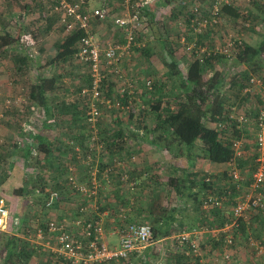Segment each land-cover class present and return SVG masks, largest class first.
Returning <instances> with one entry per match:
<instances>
[{
	"label": "trees",
	"instance_id": "16d2710c",
	"mask_svg": "<svg viewBox=\"0 0 264 264\" xmlns=\"http://www.w3.org/2000/svg\"><path fill=\"white\" fill-rule=\"evenodd\" d=\"M60 1L61 0H32L31 4L26 5H23L25 3L21 2V9L25 10V14L28 16L38 14L40 17L37 22H41V19L43 20L44 18L48 26H41V30H38V34V32L35 33V31L33 33L27 32L22 24L19 25V33L16 37V41H14L16 42L15 44L12 43L13 41L11 40L10 34H6L1 38L4 41H0V55L12 53L11 58L12 61H14L13 64L16 70L20 74L19 76L23 77L33 72L36 74V83L27 85L26 96L29 101L28 111H30V108L34 107V105L41 108L44 112V126L54 130H61L59 124H57L58 119L65 121L64 118H68L65 122H62L64 123V130L71 132L72 135L75 136L70 126H76L77 129L82 128V126L79 125L81 118L85 119L86 128L89 126L92 127L87 121L89 118L87 115L89 111L87 100L89 99L84 94V91L91 88L90 67L87 63H83L77 58L81 40L87 33L85 30L80 29L79 25L76 23L74 29H68L65 22L62 21V15L54 10L56 6L59 5ZM65 1L68 3L80 2V0ZM144 1L147 0H130V2L126 4V0H121L117 11L111 4L106 6L100 5V7L109 8L112 12L116 11L115 13L117 15H119L120 12L124 13L128 11L133 14L138 13L140 20H142L144 24L143 31L145 32V36H153L149 28V22L153 21L149 9L156 1L164 5L170 4L171 6L174 0H148L147 3L142 4ZM241 1L244 0H230L229 3H221L219 23L214 28L208 29L202 36L197 35L199 40L198 45L200 47H203L207 40L211 41V39L218 34V30L219 32H224L221 20H230L234 23L241 20L245 28H251V23L256 26L258 23L264 26V18L260 20L258 14L253 13L252 10L250 11L244 6H240ZM247 1H251V4L256 6L259 10L263 6L260 0ZM48 3L51 7H46ZM180 3L181 2H179V4ZM214 3L215 0H189L188 3H184L183 7L185 9H182L183 11L176 10V7L173 5L170 7V14L167 15V17L172 23L177 22L176 25L171 26V24H166L165 22L157 23L159 40L164 48L165 71L169 81H153L150 88L146 85L147 89L145 94L149 95L145 97L143 95L144 93H142L141 98L144 99L145 104H147L146 108H150V110L146 108L139 109L140 107H138L137 99L135 98L139 97V95H136L137 92H135V90H133L134 92L132 94H128V92L125 94L119 93L118 90L120 89L121 79L119 75L116 74L115 70H118L116 67H109L105 72V90L111 91L115 86L117 89L115 98H107L112 101V107L108 108L106 103H96L101 112L104 108H107L109 111L120 112L125 118L128 114L126 122H123L122 118L117 117V121L111 123L112 128H108L110 129L108 133L106 131L100 132V136L103 139L100 143L104 145L106 156L112 155L111 157L116 159V161L124 162L123 167L115 169L110 175L111 182L108 186L106 185V189L108 187L129 185L136 181L138 171L132 170L133 168L131 169L129 164L132 162L131 165L135 164L133 159L135 155L139 161V153L143 154V148H150L154 151L157 149L158 153L166 152L168 156H170L169 166L164 167V171H162V175H166V186L170 188V192H168L167 197L163 200H161L160 194L156 195L154 193L152 201L148 202L144 200L142 203L144 207L143 211L151 215L149 218H144L146 221H151L153 229L151 243L162 239L173 238L180 247L176 236L182 232L198 228V226H205L210 230L223 228L226 223L232 221V208L236 204V199L241 197L242 191L237 190V184L231 183L229 175L230 162L234 156L232 141L240 138V134L237 131L238 122L231 119L230 116L236 114V109L233 110V108L237 101L243 100L244 97L254 95L253 93H245V90L251 85L250 80L252 76L260 77L263 74L262 81L264 82V31L258 32V41L255 44L247 43L239 34L237 36L235 35L233 39L236 42V51L233 52L234 56L232 57L221 54L199 56L193 52L191 57L185 58L187 60L185 69L182 68L181 58L177 56L179 49L176 47V44L167 40L173 32L187 30L188 32L194 33L192 20L197 17L194 13V7L199 4L205 6L209 5V7H211ZM92 5L91 0H84V9L82 12L84 11L86 14H92L94 8H100ZM202 15L203 17L210 16L207 10H202ZM200 16L201 14L199 13V17ZM67 20L73 21V18H68ZM90 21L93 33V27L98 23L93 22V19H90ZM107 22L113 24L111 21ZM0 27L2 29L5 28L3 23L2 25L0 24ZM118 29L123 33L121 28ZM256 29H259V27ZM54 30H57V32H55L57 38L55 36L56 41L53 49L48 50L45 45H43L44 43L41 44L39 42L44 37H48V34L50 35ZM147 31L150 34H148ZM213 34L215 35L211 38ZM240 34L244 36L243 32ZM138 35L140 36L141 34L138 33ZM155 36L157 35L155 34ZM224 36H226V34H224ZM30 38L33 39L35 43L30 42ZM36 39L38 42H36ZM125 42L126 39L124 36L122 43ZM122 43L118 42V44ZM114 44H117V42ZM147 48L148 45H146L144 49L134 48L133 52L137 51L139 54L145 53L146 59L149 60L152 54L147 51ZM209 49L212 50L214 48ZM42 57L45 59L43 65L40 62L43 60ZM75 60H78L79 63L83 66H87L89 69V73L82 76L84 83L80 86L75 84L78 81V77L74 76L76 68L74 63ZM126 61L127 60L120 64L119 69H121L122 66L125 68L127 64ZM39 64L41 66H39ZM238 67H240V69ZM66 68L70 70L67 71ZM121 71L123 75L130 78L123 72V69H121ZM66 75L73 76L74 81L70 83V86L74 93L77 94L75 99L73 96L74 94L71 93V91L69 93L68 89L65 88L64 77ZM111 77H115L116 81L113 82ZM150 78L153 79V77ZM128 89L129 88H127V90ZM169 90L172 94L170 95L171 99L167 98ZM61 91H63V93L68 92L63 95V99L58 97L61 95ZM70 96L73 97V99H68ZM58 98L60 100H57ZM117 101H119L120 105L123 107H117ZM165 101H167L166 104H164ZM260 103L263 104V102ZM126 107H129V109L127 110ZM258 111L259 110L254 114L255 116ZM150 118H153L154 123L148 125ZM46 135L52 136L49 131ZM30 136H35L37 142L36 144L34 143L33 146L32 144H28L29 146L31 145L29 148L24 146V149L21 150L23 159L27 162L33 150L37 149L39 152L37 155L39 159L36 161L40 163V161H42L41 156L44 160H48L56 146L50 145L47 141L48 137L45 135L38 136L37 133L36 135L31 133ZM131 139L134 141L138 139L141 143L137 142L138 144L135 143L129 146L128 144ZM143 145L144 147H142ZM67 147L70 148L69 146ZM14 152H16V150H14ZM124 155H126V160H123ZM115 156L121 157L114 158ZM254 157L252 159V164L249 160L245 159L239 160L238 162L239 169L243 172L246 171L243 167H250L247 169L250 174L249 181L251 180L255 167ZM2 159L1 157L0 160L2 161ZM107 163L111 162L106 161V164ZM204 163H208L212 168H225L227 172L224 170L223 173L217 174V172H211L209 169H206L205 166L201 169L197 167L198 165L203 166ZM103 164L104 163H102L101 166H103ZM53 167L54 170H56L57 167L54 165ZM66 169L68 170L67 167L65 170ZM147 169L148 168H146V170ZM216 169H214V171ZM159 175L161 176V174ZM224 175L226 177L225 179ZM5 176L7 177V175ZM124 176H127V180L122 179ZM228 178L230 182L225 181ZM218 181L223 183L218 185ZM25 182L27 186L20 188L16 192L17 195H28L29 192L25 191L28 186H32V189L37 188L41 190L38 191L37 195L39 196L40 206L43 208L45 204L44 198L46 199V197H48V193L44 192V188H39L43 186L39 185V183L42 182L38 180V182L34 183L33 177L29 180L26 178ZM45 186H47L46 183ZM103 190L97 195L100 197V203H102L104 198L101 193ZM109 195L110 193L106 195V200ZM210 196L218 198V200L223 203L224 208H210L205 210L203 205L204 201H207ZM118 201L119 207L113 208L112 205L108 204L107 200L106 206H101L100 211L110 210L112 212H109L110 218L115 217L118 219L121 210L130 208L128 219H126L125 222L144 223L131 219L130 216L133 211V204L125 207L124 200L120 201V199H118ZM190 202L192 208L188 207ZM132 203H134V201ZM128 205H130V203ZM250 215L247 222L244 219L239 220V228L237 232H233L235 235L234 244L232 246H227L225 243L226 234H221L215 239L212 238L210 234L206 235L207 238L204 236V240L200 243V249L204 252L202 258L204 260L205 258L209 259L213 254L214 256L219 255L225 249H229L234 255V260L231 264H240L242 261L246 262L247 260V264H264V255H259L255 248L249 245L248 241L250 236L258 240H264V215L262 213ZM153 217H156L155 222H152ZM238 237H241V240L245 241L249 248L253 250L256 260H253L251 255L249 258L246 256L243 259L239 258L236 253L238 252L237 248H239L237 242ZM19 240L16 238L5 240L6 242L3 246L5 256L0 264H16L15 261H19L20 264H29L33 256L37 255L38 251L32 249L24 241ZM204 241H209V243L213 245V251L206 250L207 246L203 244ZM180 249L182 248L180 247ZM182 251L185 253L183 249ZM179 257L184 259L185 256L180 254ZM194 259L198 258H188L190 263L195 262L196 264H200L198 261L199 259L196 261H194ZM209 262L212 264V260Z\"/></svg>",
	"mask_w": 264,
	"mask_h": 264
},
{
	"label": "built area",
	"instance_id": "2783aa9c",
	"mask_svg": "<svg viewBox=\"0 0 264 264\" xmlns=\"http://www.w3.org/2000/svg\"><path fill=\"white\" fill-rule=\"evenodd\" d=\"M129 2L130 0H126V4ZM147 2L148 0L142 4ZM229 2L230 0H215L214 5L211 7L200 4L195 6L194 13L197 17L192 20L194 33L202 36L208 29L214 28L219 23L221 3ZM83 9L84 0L72 3L61 0L54 10L62 15V21L65 22L69 30L74 29L76 23L80 29L85 30L87 33L81 40L77 58L79 61L87 63L90 67L91 88L84 91V94L89 99V101L87 100L89 106L87 114L89 118L87 121L95 128L98 120L102 116V112L98 109L96 103H106L108 108L112 107V101L104 98L106 69L116 67L118 69L115 70L116 74L121 79L119 93L125 94L128 92V94H132L134 92L133 80L123 75L119 66L133 55L134 48H146L148 37L144 34V24L140 20L138 13L133 14L128 11L117 15L109 8L100 7L94 8L92 14H86L84 11L82 12ZM202 10H207L210 16L203 17ZM199 13L201 14L200 17ZM68 18H73V21H68ZM90 19H93L95 23L111 21L115 27L123 30L126 42L122 44L108 43L106 46H103L96 39L95 34L92 33ZM138 33L141 35L139 36ZM233 38V35L226 36L223 46H216L212 50L206 46L200 47L197 43L188 44V50L195 52L199 56L221 54L232 57L234 56L233 52L236 51V42ZM29 41L35 43L31 38ZM182 41L185 42L187 40L184 37ZM151 84V80L146 83L149 88ZM250 84V87L245 90V93L254 94L256 88H259L261 91L263 90L264 93V83L259 77L252 76ZM127 88L129 89L127 90ZM116 106L123 107L119 101H117ZM126 109L128 110L129 107H126ZM230 118L238 122L237 131L240 134V138L232 141L234 156L230 162L229 175L231 183L237 184L236 188L238 191H242L246 185L248 192L244 196L236 199V204L232 208L233 219L230 223H226L223 228L210 230L205 226H198V228L182 232L176 236L180 247L188 257L199 258L203 256V252L200 249V236L210 234L214 238H217L221 234H226L225 243L227 246H232L235 235L233 232H237L239 220L244 219L247 222L250 214L262 213L264 215V99L263 105L259 108L257 115L253 119H250L246 114L240 116L232 114ZM251 124L255 131L254 148L252 149L253 152H251V156H255V167L251 180L248 183V178L245 172L239 169L238 162L242 159H251L249 158V152L245 149V146L249 143L246 138L245 128ZM92 142L94 144L92 147L93 150L87 151L85 155L75 142L71 141L69 145L75 150L77 159L87 168L88 182L85 184H79L77 182L74 176L73 166L69 165L67 170V182L70 188L91 202L101 190L106 188V185L108 186L110 184V175L115 169L123 167L124 165L123 161L114 160L113 163H107L104 169L100 168V164L104 163L102 159L106 150H104V145L100 143L97 137L92 138ZM95 150L98 153H95ZM122 179L127 180V176H124ZM46 190L48 197L45 199L44 208L50 210L61 199V196L57 190L50 188ZM203 205L205 210L210 208H224L223 203L213 196L208 197ZM93 208V206H80L78 208L79 216L72 223H69L66 219L59 220L57 218H50L46 220L45 223H41V225H44V228L37 230L36 239L44 240L45 230L51 236H54L57 244L53 249L54 254L59 261L68 264H107L127 261L133 254L140 252L151 244L153 229L150 224L125 222L128 219L130 208L121 210L118 219L112 217L110 236L117 237V244L112 242L109 237L107 238L108 233L104 231L102 220L93 219L87 215ZM9 218L10 211L1 199L0 232L7 229ZM248 241L249 245L254 247L259 255H264L263 239L258 240L250 236ZM48 246L44 245L43 249H48ZM233 260V253L229 249H225L219 255L214 256L212 264H231Z\"/></svg>",
	"mask_w": 264,
	"mask_h": 264
},
{
	"label": "rangeland",
	"instance_id": "374dc122",
	"mask_svg": "<svg viewBox=\"0 0 264 264\" xmlns=\"http://www.w3.org/2000/svg\"><path fill=\"white\" fill-rule=\"evenodd\" d=\"M260 1H261V4H263V6L260 10L256 6L251 4V1H247V0L241 1L240 6H244L245 8H248V10H250V11L252 10L253 13L258 14V16H259L258 18L261 20L262 18H264V0H260ZM17 2H18V4H17ZM21 2L25 3L23 5H26V4H31L32 0H0V14H2V15H0V24L2 25V23H3L5 26L4 29H2L3 28L2 26H1L2 28L0 27V41H4L1 38H3L6 34H10L11 40L13 41L12 43L15 44L16 42H14V41H16V37L18 36V33H19V25H21V24L24 28H26L27 32H31V33H33L34 31H35V33H37L38 30H41L40 29L41 26L44 25L41 22H37L39 20L38 14H34L33 16L26 15L25 10L21 9ZM95 3L97 5V7H100L101 4H98L97 2H95ZM49 5L50 4L48 3L46 5V7H48ZM49 7H51V6H49ZM241 11H242V9H241ZM160 19H162V17H160ZM170 22H171V26H174L177 23V22H173V23H175V24H173L172 21H170ZM221 24H222V27L224 29V32H219V30H218V35L216 36V39L214 41H208L207 40V42L204 43V46L209 47V48H215L216 46H223L224 39L226 38V36H228V35H233V36L236 35L237 36L238 34L247 43L255 44L258 41V38H257L259 36L258 32L264 31V26H261L259 23L257 26L255 24L251 23V28H245L244 24L241 20L236 21V23H234L233 21H230V20H221ZM254 26H256V27H254ZM257 27H259V29H256ZM242 32H243L244 36L242 34H240ZM93 33L95 34L96 39H98L103 44V46H106L108 43L113 42L110 40L112 35L114 36L115 40H118L117 39L118 36H119L118 37L119 39L122 38L121 42H123V40H124L123 33L118 28L113 26V24H111L110 22H107V21L105 23H98L97 25H95L93 27ZM38 34H39V32H38ZM224 34H226V36H224ZM147 37H148L147 38L148 40H151V38H152L151 35L147 36ZM184 37L187 40L185 42L182 41V38H184ZM56 38H57V36H56ZM44 39H45V37L42 40H40L39 43L44 41ZM167 40L174 42V44H176V47L179 49L177 56H178V58H181L180 60H181L182 68L185 69V64L187 62V60L185 58L191 57V54L193 53V51L188 50V44L197 43V45H198L199 40L197 38V35H195V33H193V32L192 33L188 32L187 30L182 31V32L177 31V32H173L172 35L169 36ZM36 42H38L37 39H36ZM148 43L150 44L151 41H147L146 45H148ZM153 43H155V42H153ZM149 47L151 48V45H149ZM151 52H152L151 54H153V53H155V50H153V48H151ZM11 55H12L11 52L7 53V54H1L0 55V158L1 157L3 158L2 161L0 160L1 161L0 162V199L5 200V203L10 206L12 213L16 214L15 215L16 217H17V215H21V216H18L19 222L22 220V217L26 218V221L28 222L26 225H28L30 227V229L32 230V234H33V231H35L38 228V225H40L43 222L45 223V221L50 219V218H57V213L59 210L58 211L57 210H52V211L46 210L44 208V206L42 208L40 206V203H39V197H37L38 193L34 192V189L31 188L32 186L31 187L29 186L25 190V191L29 192L28 195L19 196L16 193L20 188L23 187L22 186V183H23L22 182V172L23 171H22L21 167H19V166H22L24 164L23 155H22L21 150L24 149V146L26 148H29L31 145L29 146L28 144H32V146H33L34 143L37 142L35 139V136H30V134L34 133L36 135L35 132L39 133L40 130H42V125L44 123V120H43L44 112L41 108H39L38 106H35V105H34V107L30 108V111H28L27 108L29 105V101H28L27 96H26L27 85L36 83V74L33 72L30 75L28 74V75H25L23 77L19 76L20 74L16 70V68L13 64L14 61H12ZM163 55H164L163 51L160 50V52L158 54H155L154 56L151 55V57H149V60H147L145 53H142L139 55V53H137V51H135V52H133L132 57L128 58L129 61H127L128 63L126 64L125 68L123 66L121 67V69H123V72L126 73L127 76L133 80V84H134L133 90H135V92H137L136 95H139V97H135L137 99L136 101L138 103V107H140L139 109H143V108L147 107V104H145L144 99L141 98L142 93H144L143 95L145 97H147L149 95V94H145L146 89H147L146 88L147 80L151 79L150 77H153V79H151L152 82L153 81L160 82L161 80H168V75L165 71L166 65L164 64L165 59H164ZM42 58H43V60H41L40 62L43 65L45 62V59H44V57H42ZM74 63L76 65V68L74 71V76L78 77V81L75 84L80 86L81 84L84 83L82 76L88 74L89 69L87 68V66H83L81 63H79L78 60H75ZM39 66H41V65L39 64ZM238 68L240 69V67H238ZM66 69H67V71L70 70L69 68H66ZM259 78L261 80H263V74ZM64 79H65L64 82L66 85L65 88L68 89L69 93L71 91V93L74 94L73 96L75 99V96H77V94L74 93L72 87L70 86V83L72 81H74L73 76L66 75L64 77ZM111 79L113 80V82L116 81L115 77H111ZM109 91L110 90H105L104 98H109V99L115 98L117 95L116 86L113 90L110 91V93H109ZM259 91H261V90L259 88H256V92L254 93V95H250L249 97L248 96L244 97L243 100L237 101L234 104V106H235L234 108L236 109V114L238 116L247 114L250 117V119H253L255 117L254 114L263 105L260 102H263V99H264L263 90L261 92H259ZM60 94L61 95H59L58 97L63 99L64 98V96L62 95L63 91H61ZM170 95H172V94H171V91L169 90V92L167 93V98L171 99ZM69 98L73 99V97H71V96L68 97V99ZM57 100H60V99L58 98ZM166 103H167V101H165L164 104H166ZM78 106H80V105H78ZM146 109L150 110V108H146ZM127 115L125 118L124 115H121L120 112L109 111V109L104 108L102 110V117L100 119V122L97 124V127H95V128L90 127V126H89L90 128L89 127L86 128L87 126L85 124V119L81 118V120L79 121V125L82 126V129L80 130V132L78 134H79V136L91 137V132H92L91 138L99 137L100 132L102 133V132L106 131L108 133V130H110L108 128H112L111 123H114V121H117L116 120L117 117L122 118L123 122H126L127 121L126 120ZM64 119L66 121L68 118H64ZM65 121L59 120V119L57 120V124H59V128L61 130H55L56 131L55 134H56V136H58V134H60V135L64 134V135H66L65 137L70 138L73 135L71 132L64 130V127H63L64 123H62V122H65ZM152 123H154L153 118H150L148 125L152 124ZM245 130H246L245 134H247L246 138L248 139V142H249L245 146V149L250 154L249 158H251V159H249V161L252 164L253 163V160H252L253 157L251 156V152H253L252 149L254 148L253 144H254L255 131H254V127L252 124L249 126H246ZM26 140H27V142H26ZM99 141H101L100 138H99ZM25 142H26V144H25ZM65 142H66L65 146L67 147L70 145L71 140H66ZM14 150H16V152H14ZM81 150L83 153V151L85 149L83 150L81 148ZM19 151H20V153H19ZM156 151H154V153H156V154H154V153L152 154L153 150H151L150 148H147V149L143 148V155L147 158L150 155L160 156L161 154L164 153V152L158 153L157 149H156ZM38 153L39 152L37 151V149H34L33 153H31V156L29 158V164L32 165V167L36 166L35 171H37V173H39L38 171H41L40 169H43V164H47L51 160V158H54V151H52V155L50 156V158L48 160L47 159L44 160L43 157L41 156L42 159L41 158L40 159L42 161H40V162H42V163H38V161H36L37 159H39V156H37ZM104 155H106V154H104ZM111 158L112 157L109 155L108 157L106 156V158H103L102 160L104 162L113 161ZM159 158L162 159V157H159ZM165 160L169 161L170 157H168V159L165 158ZM16 162L19 164L17 165ZM9 164L10 165L14 164V166L17 169V171H16L17 174H14L13 175L14 177L11 174L12 171L9 169L10 168ZM53 164L58 166L57 169H60L58 172L56 170H54ZM39 165H40V167H39ZM48 165H47L48 170H46L44 168L42 171H44V170L47 171L45 173L46 179H47L46 180V184H47L46 188L53 189L54 187L52 185V182H54V180H55L54 178H58L59 176H61L62 174H60V172L65 174L67 169L65 170V168H66L65 165L63 166V164H60V162L52 161V162H49ZM204 166L206 169H209L211 172H217V174L223 173L224 170H226V172H227V169H225V168L224 169L223 168H221V169L215 168L216 170L214 171V168L209 166L208 163H204L203 166L198 165L197 167H199V169H201ZM104 167H102V168L104 169ZM249 168L250 167H247V166L243 167V169H246L245 174L248 178V181H249L250 174H249L247 169H249ZM9 172H11V173L9 174ZM50 173L52 176H54L52 178V181L50 179V176H51ZM5 175H7V177ZM66 176L68 177V171H67L65 177ZM5 178H7V179H5ZM225 178L226 177L224 175V179ZM224 179H222V180H224ZM38 180H40V179L38 177H36V179H33V182L36 183V182H38ZM225 181L230 182L229 178ZM220 183H223V182L218 181L217 184L219 185ZM43 185H45V184H43ZM246 187L247 186L245 185V188L242 190L240 196H244L248 192ZM112 191H114V190L113 189L110 190V188H109L106 191V195ZM12 195L15 198L11 199ZM76 195H78V193H76ZM76 195H75V198L73 199L74 201H72L71 203L68 202L69 206L71 207V209H70L71 211L67 212L68 214H66L64 216L66 218L72 217L71 215H73V212H75L74 216L77 215L76 211L78 210V206H77L78 204H77V202H75V200H78L79 198ZM144 200L148 201L147 197H144ZM99 206L101 207V203L99 204ZM60 219H63V217ZM72 220H73V218L70 220V222ZM20 225H21V222L18 225V227H20ZM26 225H24L23 227L26 228ZM33 237H34V234L31 236V238L34 240ZM116 240H117V238H115V241ZM5 242H6L5 239L0 238V262L5 255L4 254L5 252L3 249ZM36 242L37 241H35V240L33 241V243H36ZM237 242H238V246H239L240 250L242 249L244 252H246L245 256L247 258H249L251 255V257H253V260H256V256H255L253 250H251L249 248L248 244L245 243V241L241 240V237H238ZM159 244H160L159 247H154L152 249V253L154 254L153 260L155 262H153L151 264H171V263H167L168 261L169 262L173 261L175 264H184L182 260L177 262V259H178L177 255L180 253H175V252H177L180 248L174 240H168V241L160 242ZM203 244L207 246L206 250L208 249V250L213 251V248L211 249V247L213 245L210 244L209 241H204ZM157 248H159L158 251H157ZM46 250L49 252V249H46ZM203 254H204V252H203ZM210 254H212V253H210ZM213 258H214V254L209 259L212 260ZM209 259L205 258L203 264H209V263L211 264V262H209L210 261ZM184 260L186 262V259H184ZM35 261H36V259H35ZM247 261L246 262L242 261L240 264H247ZM15 262L17 263V261H15ZM140 264H141V262H140ZM191 264H196V263L192 262Z\"/></svg>",
	"mask_w": 264,
	"mask_h": 264
},
{
	"label": "crops",
	"instance_id": "0c3cea01",
	"mask_svg": "<svg viewBox=\"0 0 264 264\" xmlns=\"http://www.w3.org/2000/svg\"><path fill=\"white\" fill-rule=\"evenodd\" d=\"M188 1L189 0H174V2H172V3L176 7V10H182V9H185L183 7L184 3H188ZM95 2H97L98 4L104 5V6L111 4L114 7V9L117 11V9L119 8L118 6H120L121 0H91V3L93 4L92 6H97ZM179 2H181V3L179 4ZM182 2H184V3H182ZM153 4L154 5H152L151 8L149 9L150 10V14H152L151 17H153V21L149 22V28H150L151 33L153 34V36H152L151 40H148V41H151V43L150 44L148 43L147 51L152 53L151 52V48H153V50H155V53H153L152 55L154 56L155 54H158L160 52V50H162V51L164 50L163 45H162V43L159 40L160 39L159 36H158L159 35V30H158L156 25H157V23H160V22H163V23L165 22L166 24H171L170 19L167 17V15L170 14V12H169L170 11V7L173 6V5H171V6H170V4L164 5V4L160 3L159 1H156ZM121 13H123V12H120V14ZM0 15H2V14H0ZM31 16H33V15H31ZM160 17H162V19H160ZM41 23H43L44 25L48 26V23H47L46 20H44V18H43V20L41 19ZM55 32H57V30L52 31V33H50V35L48 34V37H46L44 39V41L41 42V44L44 43L43 45H45V47L48 50H52L53 46L55 44V41H56L55 40L56 39L55 38V36H56ZM154 33L157 36H155ZM148 34H150V33L148 32ZM214 35L215 34H213L211 36V38H213ZM217 35L218 34H216V36ZM216 36L213 39H211V41H214L216 39ZM117 39L118 40H115L113 35L110 38V40L113 41L112 43H116V41H117V44H118V42L122 43L121 42L122 38H120V39L117 38ZM153 42H155V43H153ZM149 45H151V48L149 47ZM127 61H129V60L127 59ZM127 61H126V63H128ZM46 71H47V69H46ZM67 93L68 92H64L62 95L67 94ZM70 128L73 130L72 132L75 134V136L70 137V138L65 137L66 135H64V134L60 135L58 133H57L58 136H56V134H55L56 131L54 129L50 128V127L49 128L45 127L44 124L42 125V130H40L39 133H37V132H35V133H37L38 136L45 135L46 137H48L47 141L50 143V145L56 146L55 150H54V158H51L50 161L51 162L52 161L60 162V164H63V166L65 165V167H67V168H68L69 165L73 166L74 167V176H75L77 182L79 184H85V183L88 182L87 168L84 165H82V163L77 159V155H76L75 150L73 148H71V147L68 148V147L65 146L66 145L65 141L66 140H71L72 142H75V144L80 149L81 148L83 150L85 149L83 151V154L85 155V154H87V151L93 150L92 147H93L94 144H93L92 138H91L92 137V132H91V137H84V136H79V134H78L82 128L77 129L76 126L73 127V125H71ZM47 130L53 136L46 135L48 133ZM97 138L98 139L100 138L101 140H103L101 136H99ZM137 142L141 143L140 140H138V139L136 141L131 139L129 141L128 145L130 146V145H133V144H135ZM144 145L142 147H144ZM151 150H153V149H151ZM95 151H96L95 153H98L97 150H95ZM153 153H154V150H153L152 154ZM105 154H106V151H105ZM154 154H156V153H154ZM139 155H140L139 161H138V158L135 155L134 158H133L135 164L131 165L133 162L131 164H129L130 168L131 169L133 168L132 170H137L138 171V177H137L136 181L130 183L129 185L126 184V185L118 186V187H108L107 189L105 188L101 192L103 194V197H104L103 201L101 203V206L105 207L106 206V201L108 200V204L109 205H112L113 208H118L119 207L118 199H120V201L124 200L125 201V207L131 206V204H133V211H132V214L130 216L132 220H134V221H142L144 223H148V224L151 225V221L150 220H148V221L144 220V218H149L151 215H149V213L143 211L144 207H143L142 203L144 201V197L148 198V202L152 201V196L154 195V193L156 195L160 194L161 200H163L164 198L167 197L168 192H170V188H168L166 186V184H167L166 175L165 176H164V174L162 175V171H164V167H168L169 166L168 163H170V160L167 161V160H165V158L168 159V157H170V156H168V154H166L165 152L163 154H161L162 156L160 154H159L160 156H158V155H154V156L150 155L147 158L141 153H139ZM103 156H104L103 158H106V155H103ZM120 157L121 156H118V157L115 156L114 158H120ZM159 157H162V159L159 158ZM111 159H113V158H111ZM124 159L126 160V155L123 156V160ZM114 160H116V159H113V161ZM23 161H24V164L22 166H19V167H21V169L23 171L22 172V182H23L22 186L23 187L27 186V184H25L26 183L25 179L27 178V180H29L30 178L32 179V177H34L33 179H36V177H38L42 181V183L45 184L46 180H47L45 173L47 172L46 170H48L47 165L49 164L50 161L47 164H43V169L44 168L46 169V170H44L45 172L42 171L43 169H40L41 171H38L39 173H37V171H35L36 166L32 167V165L29 164V160L26 162L25 159H23ZM113 161H110V162L113 163ZM40 163H42V162H40ZM16 164L18 165L19 163L16 162ZM54 166L58 167L57 165H54ZM104 166H106L105 162H104L103 166H101V164H100V168L104 167ZM39 167H40V165H39ZM146 168H148V169L146 170ZM216 168H218V167H216ZM9 169L12 171V173L9 172V174L11 173L12 176L14 174H17V172H16L17 169L14 166V164L10 165ZM59 170L60 169L56 168L57 172ZM66 173H67V171L65 172V174L60 172V174H62V175L59 176L58 178H54L55 180H54V182H52V185L54 187L53 189L57 190L60 193L61 199L53 206L52 209H50V211H52V210H57L58 211L59 210L58 213H57V219L60 220V218L63 217V220L66 219L70 223V220L73 218V220L71 221V223H72L79 216V212H78L79 209L78 210L76 209L77 210L76 211L77 215L74 216L75 212H73V215H71L72 217H67V218L64 217L66 214H68L67 212L71 211L70 210L71 207L69 206L68 202L71 203L72 201H74L73 199L75 198V195H76V192L74 190H72L70 188V186L68 185V183H67V176L65 177ZM159 174H161V176ZM50 175H51V173H50ZM53 177L54 176H52V175L50 176L51 181H52ZM42 183H39V185H43ZM39 188H44L43 189L44 192H47L46 189H48V188H46L45 185H43V186H41ZM109 188H110V190L113 188L114 191L110 192V195H109V197L106 200V190H108ZM38 191H41V190H39L37 188L34 189L35 193H38ZM76 196L79 198L78 200H75V202H77V204H78V205L76 204L78 206V208L80 206H89V207L93 206L94 207L93 209L90 210L91 212H89L87 215L89 217L93 218V219L102 220L104 231L106 233H108L107 238L109 237V239L112 242H115L117 244V240L115 241V238H117V237L110 236L111 228H112V223H111L112 218H110V216H109L110 213L109 212H111V211L110 210L100 211V208H99L100 207L99 206L100 197L96 196L94 198V200H92V202H91V201H88L87 199H85L84 197H82L79 194L76 195ZM37 197H39V196L37 195ZM12 198H15V197L12 195L11 199ZM44 200H45V198H44ZM3 201L5 202L4 199H3ZM133 201H134V203H132ZM129 203H130V205H128ZM188 205H189L188 207L192 208L191 202ZM6 206L8 207V209L10 211V218H9L7 229L2 231V232H0V238H3L5 240L9 239V238L10 239H12V238L15 239L16 238L18 240L20 239L21 241L26 242L27 245H29L32 249H34L35 251H38L37 255L33 256V258L30 260L29 264H63L61 261L58 260V258L56 257V255L54 254V251H53L54 246L57 245L54 236H51L45 230V232H46L45 233V237H44V240H42L44 243L41 240H37L36 239L37 230L39 228H44V225L43 226L41 224L38 225V228L35 231H33V234L35 236V238L34 237L33 238H34L35 241H37L36 243H33L34 240L31 238V236L33 235L32 234V230L30 229V227L28 225H26L28 223L26 221V218L22 217V220L20 221L21 225H20V227H18V225L20 224L18 216H21V215H17V217H16L15 216L16 214L12 213V211L10 209V206L7 205V204H6ZM184 208L186 209L185 206H184ZM184 212H186V211H184ZM107 214H108V216H107ZM152 220H153L152 222H155L156 217H153ZM160 220H163V219H160ZM24 225H26V228L23 227ZM203 237L204 236H202V237L200 236V239H199L200 243L202 242V240H204ZM211 237L214 238L213 236H211ZM170 239L173 240V238H169V239H165V240L162 239V240L154 241L153 243L148 245L146 248H144L140 252H137V253L133 254L129 260L123 261V262H117V263L118 264L119 263L120 264H140V262H141V264H151V263L155 262L153 260L154 254L152 253V249L154 247H159V245H160L159 243L160 242L168 241ZM44 245H49L48 246L49 247L48 248L49 252L42 248ZM158 249L159 248H157V251H158ZM211 249H212V247H211ZM237 251L238 252H236V253L238 254L239 258L243 259L245 257L246 252H244L242 249L240 250V248H237ZM175 253L183 254L186 257V262H185V260H184L185 257H184V259H180V257H179L180 254H178L177 255V258H178L177 262L182 260L184 264H191L190 261L188 260V258H193V257H188L182 251V249H179ZM35 259H36V261H35ZM198 259H194V261L198 260L200 262V264H203L204 259L202 257H199ZM167 263L175 264L173 261H171V262L168 261ZM16 264H20V262L17 261Z\"/></svg>",
	"mask_w": 264,
	"mask_h": 264
}]
</instances>
